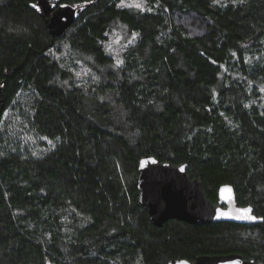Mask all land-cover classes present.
<instances>
[{
  "label": "trees",
  "instance_id": "1",
  "mask_svg": "<svg viewBox=\"0 0 264 264\" xmlns=\"http://www.w3.org/2000/svg\"><path fill=\"white\" fill-rule=\"evenodd\" d=\"M34 2L0 0V264H264V222L157 227L136 187L144 156L187 163L264 218V0H60L61 36Z\"/></svg>",
  "mask_w": 264,
  "mask_h": 264
},
{
  "label": "water",
  "instance_id": "2",
  "mask_svg": "<svg viewBox=\"0 0 264 264\" xmlns=\"http://www.w3.org/2000/svg\"><path fill=\"white\" fill-rule=\"evenodd\" d=\"M60 0H36L35 11L46 20L53 36H61L80 16L78 7ZM183 169V170H181ZM188 164L174 165L161 162L155 156L140 159L136 176L138 204L146 209L153 225L162 227L170 219H179L192 224L212 222H235L255 224L264 218L255 214L251 205H239L231 184H223L218 191L219 203L214 205L207 197L201 182L187 172ZM250 208L246 214L240 209ZM246 215L255 220L244 218ZM169 264H263L247 260L243 255H202L194 261L173 259Z\"/></svg>",
  "mask_w": 264,
  "mask_h": 264
},
{
  "label": "rangeland",
  "instance_id": "3",
  "mask_svg": "<svg viewBox=\"0 0 264 264\" xmlns=\"http://www.w3.org/2000/svg\"><path fill=\"white\" fill-rule=\"evenodd\" d=\"M123 6L139 7L143 6V0H121ZM131 37L128 36L127 30L123 26L115 27L110 33L107 41V49L111 55H113L118 62L122 59V54L125 47L130 43ZM84 71V70H82Z\"/></svg>",
  "mask_w": 264,
  "mask_h": 264
},
{
  "label": "snow or ice",
  "instance_id": "4",
  "mask_svg": "<svg viewBox=\"0 0 264 264\" xmlns=\"http://www.w3.org/2000/svg\"><path fill=\"white\" fill-rule=\"evenodd\" d=\"M137 7H139V5H137ZM181 170H183V169H181ZM239 211H241V212H244V213L248 214V213H250V212H251V209H250V208H247V209H240ZM244 218H247V219H252V220H255V219H256V217H254V216H251V215H246Z\"/></svg>",
  "mask_w": 264,
  "mask_h": 264
}]
</instances>
